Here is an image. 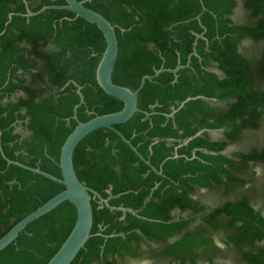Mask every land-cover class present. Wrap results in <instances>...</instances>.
<instances>
[{
  "label": "trees",
  "instance_id": "obj_1",
  "mask_svg": "<svg viewBox=\"0 0 264 264\" xmlns=\"http://www.w3.org/2000/svg\"><path fill=\"white\" fill-rule=\"evenodd\" d=\"M25 2L32 12L65 4L0 0V237L64 189L7 160L61 178L60 148L77 123L76 84L83 96L76 109L81 122L123 105L95 79L105 47L97 26L65 9L26 15ZM240 2L245 15L238 21V0L85 2L114 26L118 55L112 80L118 85L135 90L143 75L185 65L196 54L175 74L163 71L146 80L139 111L114 126L141 157L106 128L76 146L78 179L110 206L131 211L112 210L92 195L91 236L70 264L158 257L216 264L217 235L246 264H264V0ZM246 131L262 138L245 151L224 153ZM197 189L242 193L209 207L194 200ZM251 196L260 199L259 208ZM75 217L73 204L59 203L0 250V264H45ZM152 244L159 245L155 251Z\"/></svg>",
  "mask_w": 264,
  "mask_h": 264
},
{
  "label": "water",
  "instance_id": "obj_2",
  "mask_svg": "<svg viewBox=\"0 0 264 264\" xmlns=\"http://www.w3.org/2000/svg\"><path fill=\"white\" fill-rule=\"evenodd\" d=\"M87 1L88 0H65V4L63 5H45L35 12L30 11L25 2L27 11L26 15H36L46 9L51 8L65 9L73 12L75 14V17H81L89 23L95 24L97 26V28L103 34L105 47L101 53L100 59L95 69L96 82L106 94L117 98L123 103L122 108L118 111L95 115L92 118L81 122L77 119L76 109L83 102V96L80 92V86L76 84V92L79 96V102L73 108V118L77 121V123L70 131V133L66 136L60 148L58 162L61 178H58L39 168H33L17 161L7 160L8 163L18 165L62 184L64 186V189L52 196L42 205L37 207L34 211L24 216L22 219L16 222L2 237H0V250L13 242L18 236L19 232H21L28 223L49 212L59 203L68 200L75 207L76 217L70 232L61 243L59 248L45 264H70L76 257L78 252L84 247L86 241L91 236L93 221L91 206L92 195L94 197H97L101 203L105 204L112 210L117 209L122 211H131L130 209H126L124 207L110 206L108 203V199L101 197L97 191L88 187L78 179L73 167V153L78 143L89 133L97 129L106 128L114 131L126 144L131 147V149L137 155L140 156V154L130 143V141L125 138L124 135L114 126L126 122L137 111H139L137 107L138 93L142 89L146 80L153 79L163 71H169L175 74L181 68L188 66L190 56L192 54H196L195 50H193L188 56V60L185 65H178L172 69L160 68L153 74L143 75L140 79L138 87L135 90H131L128 87L118 85L112 80V73L118 55V44L114 26L100 13L86 7L85 2ZM200 36L201 35H197V37ZM195 98L216 101L215 98L209 99L202 96H196ZM189 99L191 98L187 97L185 100L178 103L177 108H173L169 116H172L174 112H176L177 109L181 108ZM202 131L203 130L198 131L195 135H199ZM176 156L177 154L175 153L173 157Z\"/></svg>",
  "mask_w": 264,
  "mask_h": 264
},
{
  "label": "rangeland",
  "instance_id": "obj_3",
  "mask_svg": "<svg viewBox=\"0 0 264 264\" xmlns=\"http://www.w3.org/2000/svg\"><path fill=\"white\" fill-rule=\"evenodd\" d=\"M239 4L238 7L235 9V13L233 15V18L238 21L244 19L245 11L241 7V2L238 0ZM210 136L213 138H217L221 136L220 131H210ZM259 138H262L261 133L258 131H246L242 135L239 141L235 143H231L227 149L225 150V153L228 155H233L236 152L239 151H245L250 145L255 143L259 140ZM237 193L235 194H229V195H222L220 193H215L214 191H208L205 189H197L195 194L193 195V198L195 201H199L200 203H204L208 205L209 207H213L217 205L222 199H228L233 198ZM251 202L256 208H259L261 206L260 199L256 196H251ZM263 213H264V208ZM175 215L179 214V211L176 210L174 212ZM186 213H182V215H185ZM216 244L219 245V251L214 257L216 264H246L239 253H237L233 248H229L223 244L222 237L217 235L216 237ZM159 245L152 244V251H155ZM149 254V253H148ZM151 255V254H150ZM149 257V255L147 256ZM120 264H177L175 260H170L169 258L165 257H158V259L154 260H146L145 261H137V260H128L126 262H120ZM198 264H208V262L205 259H198Z\"/></svg>",
  "mask_w": 264,
  "mask_h": 264
}]
</instances>
